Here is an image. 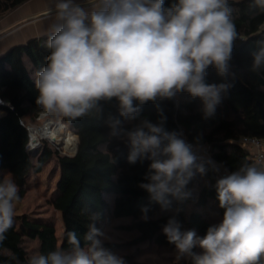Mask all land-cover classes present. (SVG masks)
<instances>
[{
  "label": "clouds",
  "instance_id": "obj_1",
  "mask_svg": "<svg viewBox=\"0 0 264 264\" xmlns=\"http://www.w3.org/2000/svg\"><path fill=\"white\" fill-rule=\"evenodd\" d=\"M251 8L264 12V0ZM50 25L46 65L35 73V103L44 115L75 120L98 113L104 104L117 102L118 115L105 124L112 138L126 139L130 164L149 161V195L141 208L149 219L152 204L173 213L162 228L174 245L177 259L193 264H264V170L244 164L217 178L215 189L222 220L208 227L203 237L183 229L178 215L194 198L189 187L197 175H207L196 143L180 131L166 128L167 117L158 101L187 93L202 103L205 119L214 116L228 83H208V69L226 76L238 38L229 0H57ZM251 71L264 67V45L252 54ZM157 106L158 120L143 118V106ZM125 122L132 124L126 128ZM135 122V123H133ZM199 139V138H197ZM19 188L12 175L0 180V245L13 226ZM100 214L84 234L67 233L69 251L56 250L30 257L28 264H126L123 256L105 247L96 227ZM199 247L201 254L193 249Z\"/></svg>",
  "mask_w": 264,
  "mask_h": 264
},
{
  "label": "trees",
  "instance_id": "obj_2",
  "mask_svg": "<svg viewBox=\"0 0 264 264\" xmlns=\"http://www.w3.org/2000/svg\"><path fill=\"white\" fill-rule=\"evenodd\" d=\"M30 0H0V19ZM173 0H165V7ZM252 0H229L233 8V20L238 38L235 41L230 69L220 76L212 67L208 69V83H228L230 88L218 105L214 116L205 119L202 103L187 93H180L172 100L158 101L167 117L166 128L180 131L183 137L197 146L208 145L210 156L200 158L208 168L207 175L189 185L194 198L183 206L178 215L183 229H194L203 237L213 225L206 211L218 206L213 162L236 171L244 164L264 170V164L252 159L250 148L239 140L253 136L264 139V67L252 72V53L264 45V12L251 8ZM48 33L31 37L16 44L0 55V96L8 102L0 106V180L11 174L22 197L30 178L43 171L56 153L48 140L43 148L32 154L28 148L27 120L42 109L35 103V73L46 65ZM118 115L117 102L104 104V113L63 121L77 136L79 145L74 155L58 153L59 178L48 197V202L59 211L64 223V235L59 245L56 226L46 218L15 215L12 228L5 234L7 239L0 245V264H28L30 254L26 243H37V254L47 255L56 250L69 251L67 233L76 232L81 245L87 247L84 234L92 223V215L99 213L96 227L103 228L115 220H126L122 229L135 231L137 236L129 245L153 242L159 247L175 248L162 233L171 212H161L152 204L149 219L143 220L141 208L149 205L148 193L139 187L146 183L149 161L130 164L127 160L129 145L126 139L112 138L105 124L108 115ZM143 118L158 120L157 106L151 102L143 106ZM135 123V122H133ZM126 128L132 124L125 122ZM199 138V139H197ZM203 212H202V211ZM113 250L117 243H103ZM193 251L198 254L197 248ZM126 264H152L140 260L136 254L124 256ZM167 264H193L190 257Z\"/></svg>",
  "mask_w": 264,
  "mask_h": 264
},
{
  "label": "rangeland",
  "instance_id": "obj_3",
  "mask_svg": "<svg viewBox=\"0 0 264 264\" xmlns=\"http://www.w3.org/2000/svg\"><path fill=\"white\" fill-rule=\"evenodd\" d=\"M43 111L44 110L41 109L36 113L34 117L29 118L27 120V124L36 127L42 126L44 124V121L46 120V117L39 118L40 114ZM59 118L68 128V130L73 135H75L71 127L63 121V117ZM47 142H49L50 146L61 155H73L74 150L77 146V140L75 141L74 148H70L68 146H63L62 148H60L55 145L54 142H51L49 140ZM43 143L44 141H41V145L34 147L31 153L36 154L40 150H42ZM58 153H56L55 156L49 162H47L43 171L33 175L30 178L25 194L20 197V200L17 202L15 215L26 214L29 216L46 218L50 221H53L56 226L59 245H61L65 230L62 215L48 202V197L50 196V194H52L59 178V168L57 161ZM206 215L210 218L212 224H217L222 220V216L217 211L215 205H212V208L206 211ZM126 222V220H115L111 224L105 226L103 228V235L100 236L99 239H101L103 243L119 244L120 246L114 248L112 251L123 257L131 254H136L140 260L148 261L152 264H167L172 261L181 260L177 259L175 248L170 249L159 247L153 242H143L138 245H129L131 240H133L137 236V233L135 231L122 229L119 226ZM26 245L30 257L37 254L38 245L36 242L28 241ZM197 250L198 254H201L203 251L199 247H197ZM186 258L188 257L182 259Z\"/></svg>",
  "mask_w": 264,
  "mask_h": 264
},
{
  "label": "crops",
  "instance_id": "obj_4",
  "mask_svg": "<svg viewBox=\"0 0 264 264\" xmlns=\"http://www.w3.org/2000/svg\"><path fill=\"white\" fill-rule=\"evenodd\" d=\"M57 0H30L0 19V55L31 37L49 33Z\"/></svg>",
  "mask_w": 264,
  "mask_h": 264
},
{
  "label": "built area",
  "instance_id": "obj_5",
  "mask_svg": "<svg viewBox=\"0 0 264 264\" xmlns=\"http://www.w3.org/2000/svg\"><path fill=\"white\" fill-rule=\"evenodd\" d=\"M7 103L8 102H6L0 96V106L2 104H7ZM45 117H46V120L51 119L52 121H55V119H58L54 115H44L43 112L40 114L39 118H45ZM46 120L44 121V124L42 126L45 125ZM56 121H59V120H56ZM42 126H39V128ZM27 128L29 131L28 148L34 149V147L41 145V141H43L44 139L48 140V136L42 135L40 133H36V136L34 137L33 130L36 128V126L27 124ZM186 140L189 143H191L188 139ZM239 141L250 148L252 159L254 162L264 164V139L253 137V136H248V137H244L243 139ZM197 147H198V154L200 158L204 156H210V147L207 144L203 146H197ZM213 168L218 177L232 171L228 167L222 164H219L217 162H213Z\"/></svg>",
  "mask_w": 264,
  "mask_h": 264
},
{
  "label": "bare ground",
  "instance_id": "obj_6",
  "mask_svg": "<svg viewBox=\"0 0 264 264\" xmlns=\"http://www.w3.org/2000/svg\"><path fill=\"white\" fill-rule=\"evenodd\" d=\"M36 133L48 136V140L54 142L55 145L60 148H62L63 146L74 148L76 140L78 144V138L68 130V128L62 122V120H60L59 117L58 119H55V121H52L51 119H48V121L46 120L44 126L40 128L36 127L33 130L34 137L36 136ZM76 149L74 150V152L76 151Z\"/></svg>",
  "mask_w": 264,
  "mask_h": 264
},
{
  "label": "water",
  "instance_id": "obj_7",
  "mask_svg": "<svg viewBox=\"0 0 264 264\" xmlns=\"http://www.w3.org/2000/svg\"><path fill=\"white\" fill-rule=\"evenodd\" d=\"M78 145H79V141H78V144H77V149H76V151L73 153V155L77 152V150H78ZM29 150H30V152H32V148H29Z\"/></svg>",
  "mask_w": 264,
  "mask_h": 264
}]
</instances>
